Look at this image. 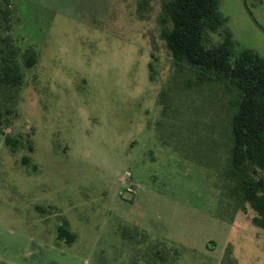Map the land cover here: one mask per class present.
<instances>
[{"label":"rangeland","instance_id":"obj_1","mask_svg":"<svg viewBox=\"0 0 264 264\" xmlns=\"http://www.w3.org/2000/svg\"><path fill=\"white\" fill-rule=\"evenodd\" d=\"M141 1L0 0V37L39 58L0 92V264H264L223 175V92L176 64L163 0ZM220 9L237 52L264 57V0Z\"/></svg>","mask_w":264,"mask_h":264},{"label":"trees","instance_id":"obj_2","mask_svg":"<svg viewBox=\"0 0 264 264\" xmlns=\"http://www.w3.org/2000/svg\"><path fill=\"white\" fill-rule=\"evenodd\" d=\"M146 4L147 0L140 2L141 7ZM220 8L221 0H163L161 37L176 64L190 67L199 85H215L223 92L219 98L215 91L230 114L229 156L223 175L231 196L256 213L253 225L264 229V57L251 49L237 52L228 18ZM2 12L10 21L11 11ZM215 33L221 35L219 43L212 41ZM38 59L34 48L21 54L11 35L0 37V92L14 99L24 84L23 67L33 68ZM8 142L17 147L16 142ZM68 224L64 221L59 228V238L73 244L76 237Z\"/></svg>","mask_w":264,"mask_h":264}]
</instances>
